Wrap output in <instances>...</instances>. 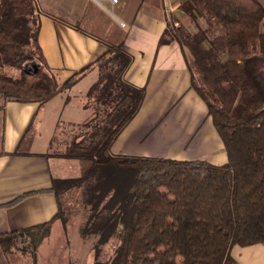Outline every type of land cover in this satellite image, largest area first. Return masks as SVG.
I'll return each instance as SVG.
<instances>
[{"label": "trees", "instance_id": "1", "mask_svg": "<svg viewBox=\"0 0 264 264\" xmlns=\"http://www.w3.org/2000/svg\"><path fill=\"white\" fill-rule=\"evenodd\" d=\"M180 7L196 31L169 26L160 45L171 34L189 56L193 87L207 104L228 163L112 157L113 141L145 96L144 89L123 82L131 59L112 48L97 62L101 76L89 96L99 104L97 113L118 118L119 128L92 154L78 152L82 141L75 144L79 150L67 155L82 161L81 176L56 180L46 191L55 195L65 223L61 197L84 189L90 230L100 236L95 264H230L232 247L264 243V7L258 0H184ZM39 34L35 0H0V67L21 72L19 79L0 73L4 102L45 104L79 81L75 76L59 84L50 74ZM92 125L95 137L96 129L109 124ZM51 226L0 235L1 250L37 264ZM113 238V259L97 261V247Z\"/></svg>", "mask_w": 264, "mask_h": 264}, {"label": "crops", "instance_id": "2", "mask_svg": "<svg viewBox=\"0 0 264 264\" xmlns=\"http://www.w3.org/2000/svg\"><path fill=\"white\" fill-rule=\"evenodd\" d=\"M35 1L39 46L47 69L59 84L75 76L79 81L45 104L4 102L0 97V206L34 194L14 206L0 208V235L52 222L51 234L37 252V264H44L46 245L57 251L59 240L71 244L62 239L65 224L57 199L46 191L56 180L73 179L66 178V172L79 168L75 177L79 178L83 166L81 160L56 153L55 148L77 127L120 122L97 113L99 104L89 96L101 76L97 62L112 48H119L131 59L123 82L145 90L138 111L111 145L112 157L203 161L224 167L228 156L207 104L193 87L189 56L171 34L168 42L160 45L169 26L196 31L181 10L184 0H118L116 4L110 0ZM258 2L264 7V0ZM11 71L9 76L21 77L20 70ZM78 241L83 244L85 239ZM229 258L230 264H264V243L234 246ZM0 264L33 261L16 251L5 255L0 247Z\"/></svg>", "mask_w": 264, "mask_h": 264}, {"label": "rangeland", "instance_id": "3", "mask_svg": "<svg viewBox=\"0 0 264 264\" xmlns=\"http://www.w3.org/2000/svg\"><path fill=\"white\" fill-rule=\"evenodd\" d=\"M12 69L13 68L11 67H0V73L11 77L9 75L12 74ZM0 120H2V113H0ZM91 125L92 124L83 125L71 130V134L66 135L67 140L64 142V144H60L59 147H56L54 152H77L79 149L77 150L78 147L75 144L83 142L84 144L81 145L80 151L78 152H87V150L92 149L88 152L89 154H92L95 152L96 147L112 138L119 128V126L116 124H109L104 128L102 126V129H96V136L91 137L90 135L94 127V125ZM63 129H65V127ZM89 145H91V147L87 149L86 146ZM82 164L83 163L81 161V166ZM64 175L66 178H75L77 175H79V168L73 172H66ZM84 195V189L77 188L69 191L67 194L61 197V206L65 220V237L62 239L69 240L71 244L67 245L66 243H63V241L56 238V240H59V242L56 243L58 244L56 245L57 251L53 249L54 247L51 244L46 245L42 252L44 264H95V246L100 239V236L95 231L90 230L92 224L90 221L91 208L85 205ZM81 238L85 239L83 244H80L78 241ZM89 238L95 239L96 243L95 241L92 242V240ZM88 240L89 243L87 242ZM94 243L95 246L93 248V252H90V249ZM117 245V239L113 238L103 243L100 247H97V251L100 252L97 261L110 262L115 255Z\"/></svg>", "mask_w": 264, "mask_h": 264}, {"label": "built area", "instance_id": "4", "mask_svg": "<svg viewBox=\"0 0 264 264\" xmlns=\"http://www.w3.org/2000/svg\"><path fill=\"white\" fill-rule=\"evenodd\" d=\"M110 2H111L112 4H116V3H118V0H110Z\"/></svg>", "mask_w": 264, "mask_h": 264}, {"label": "water", "instance_id": "5", "mask_svg": "<svg viewBox=\"0 0 264 264\" xmlns=\"http://www.w3.org/2000/svg\"><path fill=\"white\" fill-rule=\"evenodd\" d=\"M32 66L37 69V64L36 63H33Z\"/></svg>", "mask_w": 264, "mask_h": 264}]
</instances>
